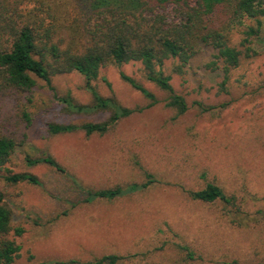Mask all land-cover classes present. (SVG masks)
<instances>
[{"label": "rangeland", "instance_id": "374dc122", "mask_svg": "<svg viewBox=\"0 0 264 264\" xmlns=\"http://www.w3.org/2000/svg\"><path fill=\"white\" fill-rule=\"evenodd\" d=\"M262 21L263 37L255 43L259 54L231 73L227 92L220 87L222 73L207 68L214 54L211 47L201 49L183 76H172L175 91L188 104L181 116L166 106L168 94L146 79L141 63L104 67L93 83L101 96H114L121 106L136 110L103 136L87 137L80 130L53 134L48 129V124L99 123L109 117L110 112L100 110L71 113L57 101L56 96H69L77 104L93 105L79 73L54 77V91L40 81L23 97L31 123L6 169L32 173L43 186L0 181L15 211V226L25 229L17 238L22 252L14 264L87 262L106 255L123 257L120 264H264ZM243 30L233 31V45L243 39ZM165 70L172 73L170 63ZM121 73L150 91L156 103ZM3 104L0 125L10 129L4 121L12 113V102L11 107ZM48 154L81 187L45 164L27 162L26 156ZM145 173L155 178L146 190L85 203L87 190L147 183ZM210 182L234 196L236 205L189 196L188 191Z\"/></svg>", "mask_w": 264, "mask_h": 264}, {"label": "trees", "instance_id": "16d2710c", "mask_svg": "<svg viewBox=\"0 0 264 264\" xmlns=\"http://www.w3.org/2000/svg\"><path fill=\"white\" fill-rule=\"evenodd\" d=\"M263 18L264 0H0V101L4 102L2 107H11L10 102L13 107L4 121L10 129L0 125V181L43 186L32 173H12L6 169L23 145L27 137L24 131L31 123L22 99L32 94L40 81L54 91V77L79 73L93 97V105L77 104L69 96H56L57 101L71 113L110 112L99 123L48 124L53 134L80 130L87 137L103 136L119 121L136 113L121 106L114 96L105 98L97 91L93 83L107 66L141 63L146 79L168 94L166 106L181 116L188 111V104L175 91L172 76H183L201 49L211 47L214 54L207 68L222 73L220 87L227 92L231 73L243 61L259 54L255 43L263 37ZM246 20L255 25H246ZM236 28H245L244 37L233 45L231 37ZM168 63L171 74L165 70ZM121 77L156 103L155 96L135 79L125 73ZM1 117L5 118L2 114ZM26 158L30 166L45 164L81 187L79 180L53 156ZM145 175L147 183L89 189L85 203L112 201L142 192L155 181L153 174ZM188 194L204 203L223 201L236 205L234 196L211 182ZM14 223L15 211L6 200V190L0 189V264H14L21 257L22 246L17 238L25 229ZM123 259L106 255L87 262L72 259L56 264H120Z\"/></svg>", "mask_w": 264, "mask_h": 264}]
</instances>
